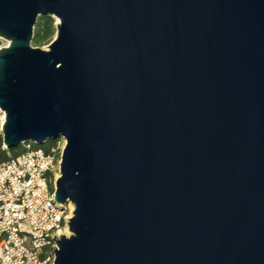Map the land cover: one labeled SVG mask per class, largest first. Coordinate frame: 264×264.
<instances>
[{"label": "water", "instance_id": "1", "mask_svg": "<svg viewBox=\"0 0 264 264\" xmlns=\"http://www.w3.org/2000/svg\"><path fill=\"white\" fill-rule=\"evenodd\" d=\"M0 39L5 150L66 140L54 264H264V0H0Z\"/></svg>", "mask_w": 264, "mask_h": 264}, {"label": "built area", "instance_id": "2", "mask_svg": "<svg viewBox=\"0 0 264 264\" xmlns=\"http://www.w3.org/2000/svg\"><path fill=\"white\" fill-rule=\"evenodd\" d=\"M0 119L2 125L5 114ZM22 146L16 157L0 155V264H54V239L69 227L68 211L74 206L68 202L62 209L55 199L62 157L56 148Z\"/></svg>", "mask_w": 264, "mask_h": 264}, {"label": "trees", "instance_id": "3", "mask_svg": "<svg viewBox=\"0 0 264 264\" xmlns=\"http://www.w3.org/2000/svg\"><path fill=\"white\" fill-rule=\"evenodd\" d=\"M36 30H37V32H35L36 41L42 38L41 33H43V39H47L51 37L54 32V20H52L50 17H45L43 19V22H37ZM59 141L60 140H49L45 144L36 147L43 148L46 151H51L52 149H55L57 147ZM2 143H3V139H2V135L0 134V155L4 160L9 159V156L16 157L24 150L23 146H21L22 147L21 150H19V148L11 149V150H2L1 149Z\"/></svg>", "mask_w": 264, "mask_h": 264}, {"label": "rangeland", "instance_id": "4", "mask_svg": "<svg viewBox=\"0 0 264 264\" xmlns=\"http://www.w3.org/2000/svg\"><path fill=\"white\" fill-rule=\"evenodd\" d=\"M44 18L45 17H39L38 18V22H43ZM50 18L52 20H54V32H53V35L51 37L47 38V39H43V33H41L42 38H40L38 41H36L35 40V32H37V30H36L37 24H36V27H35V30H34V38H33V41H32V46L33 47L40 48V49H43V50H47L49 45L56 38V36H57V23H59V22H58V19L56 17H50ZM7 45H8V43L5 40L0 39V47H5ZM0 122H1V119H0ZM0 129H1V123H0ZM64 147H65V143L60 140L58 145H57V147H56L57 154H58L59 158L62 157V153H63ZM21 149H22V147L20 146L19 150H21ZM57 174L60 175V172H57ZM71 210H72V207H70L69 211H68L69 218H72L73 214H74V211L73 210L71 211ZM62 235H66V236H71L72 235V233L70 232V229H69L68 226L63 229V234Z\"/></svg>", "mask_w": 264, "mask_h": 264}, {"label": "bare ground", "instance_id": "5", "mask_svg": "<svg viewBox=\"0 0 264 264\" xmlns=\"http://www.w3.org/2000/svg\"><path fill=\"white\" fill-rule=\"evenodd\" d=\"M58 22H59V19H58ZM59 176H60V175H59ZM59 176H58V177H59ZM72 210H74V206H72ZM72 210H71V211H72ZM65 232H66V231H65ZM68 235H69V234H68Z\"/></svg>", "mask_w": 264, "mask_h": 264}]
</instances>
